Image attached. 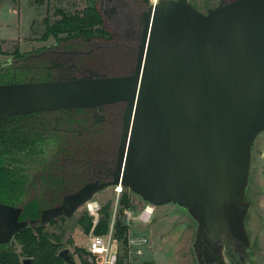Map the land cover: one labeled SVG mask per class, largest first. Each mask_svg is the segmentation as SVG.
<instances>
[{
  "label": "water",
  "instance_id": "95a60500",
  "mask_svg": "<svg viewBox=\"0 0 264 264\" xmlns=\"http://www.w3.org/2000/svg\"><path fill=\"white\" fill-rule=\"evenodd\" d=\"M141 23L131 76L0 86V120L125 102L109 186L155 207L202 202L220 213L230 195L244 194L248 150L264 131V0H221L206 14L188 0H160ZM97 192L44 211L42 225ZM234 210L239 224L244 214ZM20 213L0 204V245L38 223L21 222ZM57 257L75 264L67 248Z\"/></svg>",
  "mask_w": 264,
  "mask_h": 264
},
{
  "label": "flooded vegetation",
  "instance_id": "af4514ba",
  "mask_svg": "<svg viewBox=\"0 0 264 264\" xmlns=\"http://www.w3.org/2000/svg\"><path fill=\"white\" fill-rule=\"evenodd\" d=\"M146 6L147 3L143 0H99L101 25L88 26L85 36L70 39L64 36L44 38L45 34L53 31L46 29L34 42L40 44L33 50L35 52L20 53L15 50L12 54L13 62L3 64L0 75L5 68H11L17 73L16 78L19 75L17 79L14 78L19 84L72 78L118 79L131 76L137 58L141 16ZM49 39L53 44H48ZM124 106L125 102L117 101L72 111L60 109L55 112L21 115L26 116L25 118L33 116L36 122L50 124L56 136L54 139H39L37 142L26 141L24 145L60 147L65 194L72 197L81 191L108 188L116 166ZM15 119L21 121V118ZM44 130L39 127L37 131L32 130L35 134L31 135L29 131L27 134L33 139L34 135L43 136ZM232 200L236 201V198L233 199L230 195L226 208L233 204ZM75 203L76 200L72 204L61 200L49 209H58L63 204L72 206ZM226 208L217 215L215 227L218 228L211 237L212 250L223 253L230 264H243L246 260L245 245L238 239L239 228L234 224L233 215L229 219V225ZM214 252H206L209 264H215Z\"/></svg>",
  "mask_w": 264,
  "mask_h": 264
},
{
  "label": "rangeland",
  "instance_id": "374dc122",
  "mask_svg": "<svg viewBox=\"0 0 264 264\" xmlns=\"http://www.w3.org/2000/svg\"><path fill=\"white\" fill-rule=\"evenodd\" d=\"M188 2L196 10L206 14L208 10L219 6L221 0H188ZM87 4L88 0H46L42 5H37L34 0H1L0 69L3 64L13 62L12 54L15 50H19L20 53L35 52L33 50L40 44L34 42L41 37L46 29H50L44 24L46 18L48 23L51 24L56 19H59L56 11L63 10L68 14L82 12L87 8ZM48 44H53V42L49 39ZM16 74L11 68H5L0 75V86L22 84L14 80ZM18 77L19 75H17ZM10 80L11 82H9ZM6 81L8 82L6 83ZM33 83L37 84L39 82H29V84ZM34 122L30 120V124ZM248 151L250 161L244 194H232L233 199L236 198V201L232 200L233 204L226 208L228 211L227 219L230 225L229 219L234 214V209L244 214L239 224H235L239 228L238 239L241 244L245 245L246 260L242 263L264 264V131L254 138ZM97 191L99 192L93 195L94 197H92L91 201L98 202L101 208L107 203H111L108 229L114 210L116 213L115 222L120 221L126 227V219L119 203L121 197L115 209L116 196L113 192V186L101 188V190ZM126 192L130 195V210L135 212L134 216L136 217L139 210L148 203L143 202L138 196L124 189L123 193ZM27 194L25 192V196ZM86 202L87 200L77 205L74 210L67 214H64L63 211L55 212L43 225L42 213L46 210H51L49 208L41 212L39 219L24 221H38L37 224L27 228L42 227L41 232L49 241L60 245L62 248L69 249L74 255L75 264H80L75 251L78 249L86 252L87 237L91 233V231H83L85 219L82 218L86 215L84 208ZM14 208L20 209V215L23 216L22 208ZM153 208L154 213L148 224L141 225L135 222L127 227L129 230L128 236L133 235L140 239L147 238V244L140 246L143 251L142 256L132 254L133 252H130L133 250L132 248H129V251L125 250L119 242L113 241L112 246L118 250L120 258L122 257V264H143L146 261L151 262V264L210 263L208 258H206V252H214L212 250L211 237L214 236L216 228H218L215 227V221L217 220V215H219L218 212H215L211 206H205L202 202H191L189 205L170 202L161 206H153ZM100 217L101 213L99 220ZM15 237L7 244H12V249L19 252V247L15 244ZM7 244L0 246H7ZM213 256L215 264H230L221 252H214Z\"/></svg>",
  "mask_w": 264,
  "mask_h": 264
},
{
  "label": "trees",
  "instance_id": "16d2710c",
  "mask_svg": "<svg viewBox=\"0 0 264 264\" xmlns=\"http://www.w3.org/2000/svg\"><path fill=\"white\" fill-rule=\"evenodd\" d=\"M46 0H34L37 5H42ZM148 3V0H143ZM1 3V0H0ZM99 0H88L87 8L82 12L68 14L63 10L56 11L59 19L49 24L48 19L44 24L53 29L44 35L46 37L64 36L67 39L80 38L86 35L87 27L101 25L102 17L99 11ZM9 117L0 120V203L23 209V216L20 220L39 219L41 212L54 207L58 201L72 204L75 200L63 192V167L60 160L59 146L24 145L26 141L37 142L39 139H54L51 125L48 123L36 122L33 116ZM15 118H21L17 120ZM30 120L35 121L30 124ZM41 127L43 136L35 134L32 130ZM29 174V177H28ZM71 180V179H68ZM26 192V196H25ZM123 209L131 208L130 195L123 193L120 200ZM110 206L107 203L100 209L101 217L93 229L95 234L104 235L108 232L110 220ZM85 219L83 231L90 232L92 223L88 215ZM114 240L119 242L127 250L128 229L116 221L114 224ZM41 228H26L15 237V244L19 252L13 250L12 244L0 246V264H21L25 258L31 259V264H63L57 255L62 249L60 245L49 241L41 232ZM80 264H97L95 260H89V255L76 249ZM87 256V258H86ZM117 264H122V257Z\"/></svg>",
  "mask_w": 264,
  "mask_h": 264
},
{
  "label": "built area",
  "instance_id": "2783aa9c",
  "mask_svg": "<svg viewBox=\"0 0 264 264\" xmlns=\"http://www.w3.org/2000/svg\"><path fill=\"white\" fill-rule=\"evenodd\" d=\"M160 0H149V4L156 6V4ZM124 191V188L121 185L114 186L113 187V192L114 195L116 196V204H115V209L116 205L118 204L119 198L122 196V193ZM85 213L88 215L89 218H91V233L87 237V245H86V252L89 255V260L95 262L97 264H117L120 255L118 253L117 249H114L113 241L114 240V230H113V225L115 222V210H114V215L110 224V227L108 229V232L104 235H97L94 233L93 229L96 227L99 221V215H100V205L98 202L92 200L89 201L85 204ZM153 206L150 204H145L140 210L137 216H134L135 212H132L130 208L123 209L122 213L124 218L126 219V228L130 226L131 223H138L141 225L148 224L153 216ZM147 244V238L145 239H140L136 236H128V241H127V250L129 251V248L133 249L130 252H133L132 254L136 256H142L143 251L141 249V245Z\"/></svg>",
  "mask_w": 264,
  "mask_h": 264
}]
</instances>
